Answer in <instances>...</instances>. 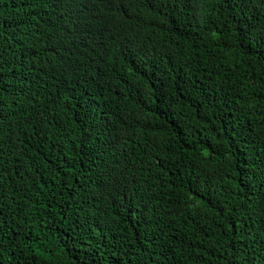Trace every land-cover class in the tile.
I'll return each instance as SVG.
<instances>
[{
  "label": "trees",
  "instance_id": "obj_1",
  "mask_svg": "<svg viewBox=\"0 0 264 264\" xmlns=\"http://www.w3.org/2000/svg\"><path fill=\"white\" fill-rule=\"evenodd\" d=\"M0 264H264V0H0Z\"/></svg>",
  "mask_w": 264,
  "mask_h": 264
}]
</instances>
